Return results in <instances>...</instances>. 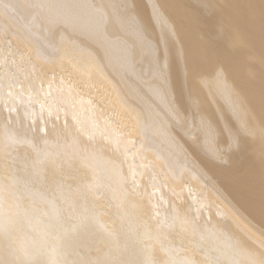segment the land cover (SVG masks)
<instances>
[{
    "label": "bare ground",
    "instance_id": "6f19581e",
    "mask_svg": "<svg viewBox=\"0 0 264 264\" xmlns=\"http://www.w3.org/2000/svg\"><path fill=\"white\" fill-rule=\"evenodd\" d=\"M189 1L0 0V264H264V0Z\"/></svg>",
    "mask_w": 264,
    "mask_h": 264
},
{
    "label": "rangeland",
    "instance_id": "374dc122",
    "mask_svg": "<svg viewBox=\"0 0 264 264\" xmlns=\"http://www.w3.org/2000/svg\"><path fill=\"white\" fill-rule=\"evenodd\" d=\"M191 2L189 0H184V2H183V4L186 7L190 8V10L194 11V15L196 13V15L194 17H197L196 22L195 21H194V23L192 22V26H189L188 28L193 27L199 33L200 32L203 33L204 30H205V27H204V25H203L201 20L205 16V14L202 11V9H200V8L197 9V7H196L197 10L195 12V6H193V4ZM236 5H237V3H236ZM184 23L185 24H191L190 21L189 22L184 21ZM234 49L241 54L240 50L236 49L235 47L226 46L224 51H225V53H231V52H233ZM233 54H237V53L234 52V53L228 54V56H232ZM212 71H213V69L209 70L208 72H212ZM257 91H260V89L257 90ZM255 148H258V147H255ZM198 152L201 153V151H198ZM248 158H249V155H247L246 153H243L242 155H240V158L238 157V158H234L232 161L220 163L219 164L220 175H219L218 179H224L225 177H228L230 175H237V174H241V176L245 175L246 168L248 167V164H249L248 160H246ZM229 180H231V179H229ZM254 200L256 201V203L258 202L257 201V197H254Z\"/></svg>",
    "mask_w": 264,
    "mask_h": 264
},
{
    "label": "snow or ice",
    "instance_id": "6c2138e0",
    "mask_svg": "<svg viewBox=\"0 0 264 264\" xmlns=\"http://www.w3.org/2000/svg\"><path fill=\"white\" fill-rule=\"evenodd\" d=\"M73 118L75 119V116H73Z\"/></svg>",
    "mask_w": 264,
    "mask_h": 264
}]
</instances>
